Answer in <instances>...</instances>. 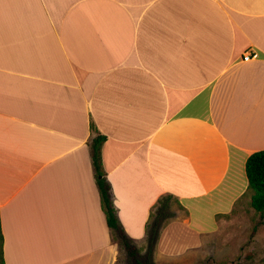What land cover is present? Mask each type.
I'll return each instance as SVG.
<instances>
[{"label":"crops","instance_id":"1","mask_svg":"<svg viewBox=\"0 0 264 264\" xmlns=\"http://www.w3.org/2000/svg\"><path fill=\"white\" fill-rule=\"evenodd\" d=\"M92 123L144 264L211 260L264 150V0H0L5 264H120ZM165 195L181 213L170 205L151 249Z\"/></svg>","mask_w":264,"mask_h":264},{"label":"trees","instance_id":"2","mask_svg":"<svg viewBox=\"0 0 264 264\" xmlns=\"http://www.w3.org/2000/svg\"><path fill=\"white\" fill-rule=\"evenodd\" d=\"M92 129L95 136L90 141L92 149V158L96 173L98 185L102 194V204L106 212L109 227L121 239L124 246L129 250L130 256L136 264H144L143 260L139 257L138 251L128 241L122 224L120 222L117 208L113 202L112 187L106 177V172L103 169L102 161V146L107 136L98 131L94 123ZM246 174L249 184V194L251 195V206L258 212H264V150H259L252 153L246 160ZM172 195H165L160 198L153 206L150 220L148 222V237L151 249L154 246L156 239L159 236L161 225L165 222V218L170 214V199ZM0 262L5 264L3 258V235L1 230L0 221Z\"/></svg>","mask_w":264,"mask_h":264},{"label":"rangeland","instance_id":"3","mask_svg":"<svg viewBox=\"0 0 264 264\" xmlns=\"http://www.w3.org/2000/svg\"><path fill=\"white\" fill-rule=\"evenodd\" d=\"M169 202L174 211H178L180 214L181 212L178 210L179 201L171 198ZM249 205L251 203L248 199L242 200L231 214L223 216L221 220L223 224L217 235L218 239L210 248L213 258L202 264L264 263V226H260L259 214H255ZM136 251L138 250L136 249ZM138 252L140 258L146 254L145 250ZM119 254L118 262L120 264H136L130 256L129 250L125 249L123 244L120 246ZM146 263L152 264L148 260Z\"/></svg>","mask_w":264,"mask_h":264},{"label":"built area","instance_id":"4","mask_svg":"<svg viewBox=\"0 0 264 264\" xmlns=\"http://www.w3.org/2000/svg\"><path fill=\"white\" fill-rule=\"evenodd\" d=\"M250 57H251V53L250 52H248L247 54H245V59H248Z\"/></svg>","mask_w":264,"mask_h":264}]
</instances>
